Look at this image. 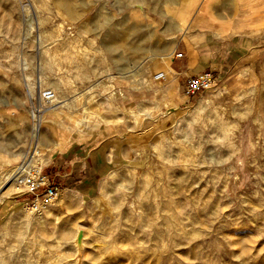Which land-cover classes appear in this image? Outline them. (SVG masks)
Listing matches in <instances>:
<instances>
[{
  "label": "rangeland",
  "instance_id": "374dc122",
  "mask_svg": "<svg viewBox=\"0 0 264 264\" xmlns=\"http://www.w3.org/2000/svg\"><path fill=\"white\" fill-rule=\"evenodd\" d=\"M262 1L0 0V264H264ZM199 21L209 26L177 31ZM204 28L228 32L224 58L191 67ZM201 69L217 86L187 98ZM62 104L35 170L73 136L94 149L93 174L50 182L61 194L38 217L8 176L30 157L32 110Z\"/></svg>",
  "mask_w": 264,
  "mask_h": 264
},
{
  "label": "crops",
  "instance_id": "0c3cea01",
  "mask_svg": "<svg viewBox=\"0 0 264 264\" xmlns=\"http://www.w3.org/2000/svg\"><path fill=\"white\" fill-rule=\"evenodd\" d=\"M261 6L264 8V0ZM212 11H214L213 8ZM214 15L218 22H224L226 27H230L226 24L223 17H219L215 12ZM215 30L216 29L204 28L202 31L204 35H197V38H195L196 40L194 42L191 40L190 44H188L186 49L187 55L190 58L189 62L191 67L193 63V65H197L201 59H205L210 63L212 59L218 58L216 54H220L222 55L221 57L224 58V43L228 38V32L225 34L226 36L222 37L214 34ZM168 69L169 72H173L174 74L177 73L171 66H168ZM202 70L203 69L199 70V72ZM69 137L74 139V142L69 146L60 148L56 144L55 148L47 153L49 155V153L52 152V154L50 153V157H47L49 159L47 162L50 166L47 168L46 175L49 182L57 186L85 185L86 182H89L93 174L92 167L94 166L95 160L91 156V153L94 149H88L86 144L78 142L77 137ZM2 158L3 157H1L0 160H3Z\"/></svg>",
  "mask_w": 264,
  "mask_h": 264
},
{
  "label": "built area",
  "instance_id": "2783aa9c",
  "mask_svg": "<svg viewBox=\"0 0 264 264\" xmlns=\"http://www.w3.org/2000/svg\"><path fill=\"white\" fill-rule=\"evenodd\" d=\"M177 57H182L183 54H176ZM160 77L163 75L160 74ZM217 86V78L212 69L203 70L193 76L185 78L184 95L187 98H193L203 92L211 90ZM56 98V93L47 89L42 92L41 99L45 102H52ZM20 186H25L28 193L32 195V200L29 201V208L32 214L42 217L49 210L51 205L56 201L59 195V189L52 185L46 174L39 171L25 173L19 179Z\"/></svg>",
  "mask_w": 264,
  "mask_h": 264
},
{
  "label": "bare ground",
  "instance_id": "6f19581e",
  "mask_svg": "<svg viewBox=\"0 0 264 264\" xmlns=\"http://www.w3.org/2000/svg\"><path fill=\"white\" fill-rule=\"evenodd\" d=\"M139 6V8H143V5H141V4H139L138 5ZM207 6V5H206ZM179 20V19H178ZM201 23V21H199V22H196V23H192L191 22V25L189 24V22L188 23H186V24H184V25H181V24H178L177 25V31H186V32H190V30H192V29H195V28H198L199 26L200 27H206V26H209V25H207V24H200ZM171 34V33H170ZM182 34V33H181ZM173 35V34H172ZM173 38L175 39V38H180V36L179 37H177V36H173ZM177 40V39H176ZM39 52V51H38ZM162 59H166L165 57L164 58H162ZM160 74H162L163 76L162 77H160L159 75ZM166 72H157V73H155V75H154V78H156L157 80H165L166 79ZM31 79V78H30ZM29 79V80H30ZM150 86H149V88H153V87H155L154 86V81H152V80H150ZM31 83V82H30ZM31 85V84H30ZM38 86V85H37ZM31 88V93L34 95V90H35V87L33 86V84L30 86ZM56 99V98H55ZM54 99V100H55ZM167 102V101H166ZM68 103V102H67ZM168 103V102H167ZM167 106H168V104H167ZM53 107V106H52ZM64 106H63V104L61 105V108H63ZM60 108V110L58 109V107H56V108H54V109H52V110H50V111H48V112H46V114L45 113H42L41 111L43 110L41 107L40 108H37V110H32V115H33V117L35 118V120H34V123H33V126L31 127V136H32V143H31V149H30V157H29V155H27V157L26 158H28V159H26L25 160V162L23 163V164H21V165H18L15 169H12V170H14V172H13V174H12V172H11V174L9 173V176H8V180H10V182H12V184L11 185H13V186H17V188L18 187H21L20 186V183H19V179L20 178H22V176L25 174V173H32L34 170H35V164H36V162H38V160H39V158H38V156L40 155V154H42L41 153V146H42V125L45 123V122H47L46 120V117H47V114L48 113H51V114H56V115H58V113H60V114H62V115H64L65 114V111H64V108L63 109H61ZM39 109V110H38ZM59 111V112H58ZM67 118V117H66ZM52 120V119H51ZM36 122V123H35ZM50 123V122H49ZM53 123H55V122H53ZM56 144H57V146L58 147H61V146H63L64 145V143L63 142H60L59 140H57L56 141ZM14 157V156H13ZM36 171V170H35ZM6 182V181H5ZM1 183H4V182H1ZM3 185V184H2ZM1 185V186H2ZM60 193V192H59ZM61 194V193H60ZM28 207V206H27ZM27 209V208H26ZM28 209L30 210V208L28 207ZM27 209V213L26 214H28V210ZM32 213V211L30 210L29 211V213ZM31 215V214H30ZM25 218V217H24ZM30 220V219H29ZM84 234H82V233H80L79 232V230H77V232H75V234H74V236L72 237V246H73V251H74V254H76V256H78V255H80V252L82 251L81 249H82V247L84 248V240H83V238H84ZM77 262H80V259L78 258L77 259Z\"/></svg>",
  "mask_w": 264,
  "mask_h": 264
}]
</instances>
